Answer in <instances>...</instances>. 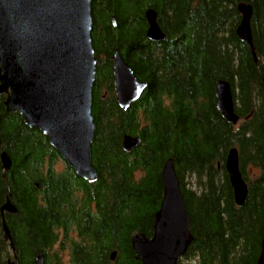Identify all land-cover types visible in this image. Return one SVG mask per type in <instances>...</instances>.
<instances>
[{
    "label": "trees",
    "instance_id": "1",
    "mask_svg": "<svg viewBox=\"0 0 264 264\" xmlns=\"http://www.w3.org/2000/svg\"><path fill=\"white\" fill-rule=\"evenodd\" d=\"M240 3L251 8L255 61L235 36ZM148 9L163 41L145 38ZM91 18L90 159L97 179L75 176L42 134L4 111L0 95V153L10 161L4 173L0 165V207L8 200L15 208L0 215V264H31L39 253L44 264H141L130 240L152 235L167 160L192 237L181 259L255 264L264 234V0H91ZM114 51L145 84L126 110L115 101ZM217 80L230 85L235 126L215 108ZM123 136L139 138L137 146L123 151ZM231 148L247 188L241 206L224 170ZM246 169L260 175L250 180Z\"/></svg>",
    "mask_w": 264,
    "mask_h": 264
},
{
    "label": "water",
    "instance_id": "2",
    "mask_svg": "<svg viewBox=\"0 0 264 264\" xmlns=\"http://www.w3.org/2000/svg\"><path fill=\"white\" fill-rule=\"evenodd\" d=\"M236 9L240 21L235 36L248 46L255 61L249 30L251 8L240 3ZM144 19L145 38L163 41L165 35L157 26L155 12L146 10ZM91 30V0H0V95L5 96L4 111L18 113L28 128L46 138L75 176L88 183L97 179L90 159L95 129L90 108L96 64ZM111 61L115 101L119 109L126 110L139 98L145 84L136 80L117 51L112 53ZM213 93L221 118L235 125L238 118L228 82L217 80ZM138 142L139 138L123 136L121 148L130 151ZM0 165L3 173L10 166L3 152ZM224 170L234 204L241 206L246 185L239 172L236 149L227 151ZM161 182L162 198L153 216L151 237L135 234L130 240L141 264H176L192 240L170 160L162 167ZM262 183L264 189V165ZM3 213H15L8 200L0 207L1 217ZM1 229L12 251L3 220ZM114 256L115 252H111L110 261ZM31 264H44L43 256L37 254ZM255 264H264V234Z\"/></svg>",
    "mask_w": 264,
    "mask_h": 264
},
{
    "label": "rangeland",
    "instance_id": "3",
    "mask_svg": "<svg viewBox=\"0 0 264 264\" xmlns=\"http://www.w3.org/2000/svg\"><path fill=\"white\" fill-rule=\"evenodd\" d=\"M245 174L248 179L252 180L260 175V171L257 169H246ZM179 264H194L193 261H185L180 259Z\"/></svg>",
    "mask_w": 264,
    "mask_h": 264
}]
</instances>
